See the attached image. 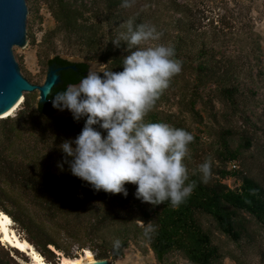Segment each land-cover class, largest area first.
Wrapping results in <instances>:
<instances>
[{"label": "trees", "instance_id": "trees-1", "mask_svg": "<svg viewBox=\"0 0 264 264\" xmlns=\"http://www.w3.org/2000/svg\"><path fill=\"white\" fill-rule=\"evenodd\" d=\"M122 3V0H48L47 8L55 25L43 36L42 43L49 44L48 41L62 35L63 39L76 46L75 50L85 61L97 62L104 66V70L120 72L123 70L124 56L135 48L128 49L123 39L119 47H115L112 42L127 32L129 20L132 21L133 29L143 24L139 16L131 19L124 16ZM173 13L178 16L171 25L173 37L165 40L164 34L168 32L160 30L157 42L161 41L158 42L159 45L172 47L175 59L182 65L181 73L187 71L193 77L190 85L188 83L189 112H193L200 98L198 92L207 84H212L220 98L235 109L237 97L241 96L239 86L243 71L237 69L231 61L225 60L224 63L225 61L217 59V52L208 40H215L220 32L208 36L190 9L183 5L175 4ZM111 20H115L114 25L109 23ZM27 34L30 38L28 32ZM246 38L251 39L252 45H256L257 40L251 36ZM143 44L139 47L146 48ZM37 58L40 62L41 55L37 54ZM43 64L47 69L61 68L57 72L59 81L49 92L52 94L66 90L69 84L79 83L88 71L86 62H69L59 55H47ZM175 83L176 75L156 100L155 106L168 91L177 88ZM34 93L24 94L21 109L16 112L14 118L0 119V148L4 141L10 142L15 137L20 119L28 123H32L34 117L42 122L48 120L61 129L72 132L74 137L81 132L83 119L76 122L72 115L66 118L54 117L58 110L52 107L51 94H48L45 102L40 103ZM160 113L152 109L145 116V122L166 123L187 131L179 118ZM252 127L264 137L263 122L260 127L255 124H252ZM217 144V165L211 171L207 182L203 181L199 170L188 171V182L194 184L193 191L178 207H173L168 202L157 206L142 203L129 192L131 184L125 185L128 192L126 198L121 194L94 192L86 182L72 174L51 172L42 165L35 167L29 162L21 163L15 156L5 158L0 153V212L11 218L13 224L25 233V240L49 264H57L55 260L61 257L74 256L68 253L48 229L38 224L29 211L27 212L29 207L23 205L21 196H27L26 201L32 207L40 206L41 212H45L49 221H52L53 216L65 214L71 216L70 218L78 217L81 209L87 207L86 213L92 216L88 219V224L86 223L88 226L79 220L76 222L79 226L77 230L73 229L74 232L71 230L72 224L62 227V230L66 229L65 234L72 239L77 238L80 232L90 235L93 239L92 235L105 225H122V233L119 232L114 237L120 241L119 248L114 249L113 242L107 244V247L111 244L109 248L114 259L122 257V251L129 241L134 239L135 242L137 235H142L148 249L159 263H163L168 255L176 254L189 264H223L224 258L231 255L222 252L220 243L215 242L214 234L203 226L201 219L207 217L215 231L235 247L242 249L254 246V232L248 225L252 220L264 230V166L260 168L259 180L244 168L245 154L255 148L252 137L244 131L224 128ZM229 181L233 187L228 185ZM11 189L14 192H10ZM38 198L40 200H37ZM100 201L107 204V210L93 213L91 205ZM137 223L141 225L137 226ZM50 247L56 253L49 249ZM7 252L18 253L12 248H8ZM257 254L264 264V251ZM107 257V250L94 254L96 260ZM231 260L240 264L237 258L231 257ZM0 264L6 263L0 259Z\"/></svg>", "mask_w": 264, "mask_h": 264}, {"label": "rangeland", "instance_id": "rangeland-1", "mask_svg": "<svg viewBox=\"0 0 264 264\" xmlns=\"http://www.w3.org/2000/svg\"><path fill=\"white\" fill-rule=\"evenodd\" d=\"M25 2L28 9L27 43L24 48L13 47L12 52L21 74L26 79L38 85L43 83L47 75V67L43 64L47 55L49 57L59 55L69 62H86L88 71L104 70L101 64L81 58L75 50L76 46L63 39L62 35H57L48 41L49 44L44 45L43 36L55 25L47 8L48 0H25ZM129 3L130 7H123L124 16L128 19L139 16L143 24L154 27L159 36L160 30L167 31L168 33L164 34L165 40L174 35L171 25L178 17L173 13L175 4L190 9L208 36H211V33L220 32L215 40L211 38L208 40L217 52V59L223 62L231 61L237 69L243 71L239 86L241 96L237 97V107L232 109L228 102L220 98L218 92L213 89V85L207 84L198 92L200 98L193 112H189L188 83L190 85L193 77L184 71L176 75L177 88L168 91L160 101L158 100V104L153 109L161 112V115H172L179 118L187 131L193 135L194 140L188 146L189 152L184 160L188 171L199 170V166L205 161L210 162V172L216 167L215 152L222 129L231 128L233 131H244L246 135L252 137L255 147L245 154L244 168L259 180L260 168L264 166V137L252 127V124L260 127L262 122L264 123V0H129ZM114 21L111 20L109 23L114 25ZM248 36L257 40L256 45H252L251 39L246 38ZM158 42L157 40L148 41L143 45L144 47H155ZM37 54L41 55L40 62ZM34 94L38 100V93ZM20 109L21 105L7 117L14 118ZM70 115L68 110H64L54 114V117L66 118ZM14 136L10 142L4 141L0 148V153L5 158L15 156V159L20 160L21 163L29 162L35 167L42 165L51 172L71 174L68 163H65V160H70V158L65 156L59 145L65 140L75 139L72 132L61 129L51 121L43 120L42 122L34 117L32 123L20 119L17 133ZM58 165H62V169ZM227 183L233 187L232 182ZM129 190L130 193L135 194L136 185L131 184ZM10 192L14 190L11 189ZM18 196L20 197V194ZM26 199L27 196L25 198L21 196L23 205L29 207L27 212L29 211L38 224L48 229L71 256L79 257L87 250L94 258L95 253L107 250L108 257L103 261L108 264H189L176 254L168 255L163 263H159L148 249L142 235H137L135 242H133L134 239L129 241L122 251V257L114 259L111 257L112 251L109 248L111 244L108 247L107 244L115 241V234L122 233V225L116 223L105 225L94 236L92 235L93 239L83 232L78 233L77 238L72 239L65 234L66 229L62 230V227L65 228L66 225L72 224L71 230L74 232L79 226L76 224L77 221L81 220V223L86 224L88 219L92 218L86 213L85 208L87 207L81 209L82 212L78 217L70 218L71 216L65 214V216H53L52 221H49L45 212H41L40 206L32 207ZM90 209L94 211L93 213H98L107 210V204L101 201L96 202L91 205ZM201 220L203 226L212 231L215 242L220 243L224 254L237 258L240 264H262L257 253L264 251V230L252 220L248 227L254 232L255 248L252 245L242 249L235 247L218 234L207 217ZM140 225L141 223H137V226ZM12 228L18 237L26 239L25 233L16 224H12ZM8 248H10L8 245L0 241V259L6 264L31 262L25 254L7 252ZM231 257L224 258L223 264H236ZM60 259L55 260L57 264L60 263Z\"/></svg>", "mask_w": 264, "mask_h": 264}, {"label": "clouds", "instance_id": "clouds-1", "mask_svg": "<svg viewBox=\"0 0 264 264\" xmlns=\"http://www.w3.org/2000/svg\"><path fill=\"white\" fill-rule=\"evenodd\" d=\"M130 6L129 0H123L122 7ZM127 23V32L112 42L119 47L123 39L128 49L135 48L124 56L122 71L90 70L79 83L49 93L54 109L68 110L76 122L84 120L79 135L59 148L70 158L65 163L71 174L94 192L126 198L125 185L132 184L136 185L135 198L142 203L157 206L168 202L178 207L194 187L188 182L184 163L194 137L166 123L145 122V116L182 65L172 47H139L159 39L154 27L141 24L133 29L132 21ZM210 167L208 161L199 166L204 182L211 174ZM119 246L120 241L115 240L113 248Z\"/></svg>", "mask_w": 264, "mask_h": 264}, {"label": "water", "instance_id": "water-1", "mask_svg": "<svg viewBox=\"0 0 264 264\" xmlns=\"http://www.w3.org/2000/svg\"><path fill=\"white\" fill-rule=\"evenodd\" d=\"M27 14L25 0H0V119L13 110L25 93L37 92L38 102H45L44 97L59 81L57 72L61 68L47 69V75L41 85L31 83L20 72L12 48H24L27 43ZM58 112L60 111L55 114ZM103 260L86 264H108Z\"/></svg>", "mask_w": 264, "mask_h": 264}, {"label": "bare ground", "instance_id": "bare-ground-1", "mask_svg": "<svg viewBox=\"0 0 264 264\" xmlns=\"http://www.w3.org/2000/svg\"><path fill=\"white\" fill-rule=\"evenodd\" d=\"M22 102L23 99L13 108V110L7 116L12 115L13 112L22 104ZM0 234L1 242L13 247L16 251L22 254L25 253L27 256L30 257L31 262L28 264H49L43 259V257L39 253H37V251H35V249L30 243L16 235L12 228L9 216H7L3 212H0ZM50 249L55 251L53 248ZM95 262L96 261L93 258L92 254L89 251L85 250L84 253L81 254L79 257H61L59 264H86Z\"/></svg>", "mask_w": 264, "mask_h": 264}, {"label": "built area", "instance_id": "built-area-1", "mask_svg": "<svg viewBox=\"0 0 264 264\" xmlns=\"http://www.w3.org/2000/svg\"><path fill=\"white\" fill-rule=\"evenodd\" d=\"M232 168L234 167V165L231 166Z\"/></svg>", "mask_w": 264, "mask_h": 264}]
</instances>
